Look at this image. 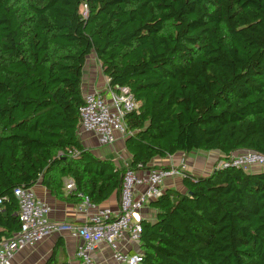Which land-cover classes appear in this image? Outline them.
<instances>
[{"label": "trees", "instance_id": "1", "mask_svg": "<svg viewBox=\"0 0 264 264\" xmlns=\"http://www.w3.org/2000/svg\"><path fill=\"white\" fill-rule=\"evenodd\" d=\"M91 56L139 104L125 118L132 169L264 155V0H0V244L20 229L16 188L53 191L63 176L69 197L120 196L125 168L79 135ZM218 164L150 203L144 264H264V169ZM57 247L45 264H68Z\"/></svg>", "mask_w": 264, "mask_h": 264}, {"label": "built area", "instance_id": "2", "mask_svg": "<svg viewBox=\"0 0 264 264\" xmlns=\"http://www.w3.org/2000/svg\"><path fill=\"white\" fill-rule=\"evenodd\" d=\"M83 99L80 136H95L101 147L113 146L119 137L128 136L125 118L139 111V104L128 87L108 84L105 92H87ZM220 167L245 172L264 169V155L239 152L220 162ZM186 173H191L186 163L147 170H134L127 164L118 210L100 208L88 197L79 195L80 211L86 215V222L80 226L51 221V207L47 203L38 199L31 188H16L13 195L19 206L20 229L0 244V264H12L17 253L34 248L53 234L68 235L78 241L75 264H96L94 254L102 245L110 248L116 264H144L142 253L126 250L130 244H140L142 225L135 216L165 193L168 182L182 180ZM66 188L71 193L75 190L73 183Z\"/></svg>", "mask_w": 264, "mask_h": 264}, {"label": "crops", "instance_id": "3", "mask_svg": "<svg viewBox=\"0 0 264 264\" xmlns=\"http://www.w3.org/2000/svg\"><path fill=\"white\" fill-rule=\"evenodd\" d=\"M95 62L98 64V70L95 66ZM96 68V69H95ZM108 88V80L103 75L102 69L95 56H91L88 59L86 67L84 69V77L82 90L83 95L87 92H105ZM83 146L90 150L95 156L101 159H110L115 165L120 168L117 164L119 156H117V149L120 150L121 155L126 157L127 164L130 165V155L125 149V138L119 137L118 141L114 146V149L110 147H101L98 144L97 138L90 134H83L80 136ZM216 153H205V152H192L190 154L177 153L172 157L165 159H154L150 166L153 167H168L170 165H179L186 163L190 169V172L197 175H205L212 170L214 165V159L205 158L203 155ZM218 155V154H216ZM219 157V155H218ZM124 168V167H123ZM120 168V169H123ZM62 188H53V191L45 187L42 181H39L31 189L34 191L38 199L44 201L51 207L50 220L56 223H66L73 225H83L86 222V215L80 211V204L82 199L79 200L74 197H69L71 194L67 190V185L73 183L70 177H61ZM176 190L178 192L185 193L186 190L183 186L182 180H176L168 182L166 184L165 191ZM61 191V192H60ZM81 201V202H80ZM120 196L113 195L108 201L101 205L100 208H109L113 212H116L119 208ZM157 211L150 205L141 210L136 214L135 219L142 222L154 223L156 221ZM58 246V247H57ZM78 241L71 238L68 235L53 234L46 238L43 242L38 244L32 249H25L17 253L13 259L12 264H45L46 261L51 257L55 248H59L58 260L67 261L68 264H75L76 251ZM126 250L130 253H142L140 244H130L126 247ZM112 252L106 245H102L94 254L96 264H116L112 261Z\"/></svg>", "mask_w": 264, "mask_h": 264}, {"label": "rangeland", "instance_id": "4", "mask_svg": "<svg viewBox=\"0 0 264 264\" xmlns=\"http://www.w3.org/2000/svg\"><path fill=\"white\" fill-rule=\"evenodd\" d=\"M89 60H90V58H89ZM95 66L97 67V70H98V64L95 62ZM96 69V68H95ZM109 149H114V146H111L110 148H108V150ZM114 151H115V149H114ZM117 151L118 152H116V154H117V156H119V159H118V161H117V164H118V166L120 167V168H125L126 166H127V159H126V157H123L122 155H121V152H120V150H118L117 149ZM203 156H205V158H212V159H214L213 161H214V165L215 164H218L220 161H219V157H218V155H216V154H211V157L209 156V154L208 155H203ZM214 165H213V167H214ZM212 167V168H213ZM218 167H220V163L218 164ZM123 168V169H124ZM48 258H50V257H48Z\"/></svg>", "mask_w": 264, "mask_h": 264}]
</instances>
